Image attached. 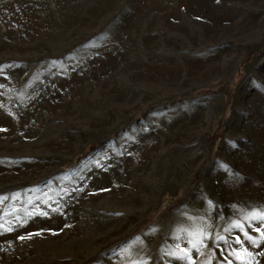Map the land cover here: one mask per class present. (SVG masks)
Here are the masks:
<instances>
[{
  "label": "rangeland",
  "instance_id": "1",
  "mask_svg": "<svg viewBox=\"0 0 264 264\" xmlns=\"http://www.w3.org/2000/svg\"><path fill=\"white\" fill-rule=\"evenodd\" d=\"M262 211L264 0H0V264H264Z\"/></svg>",
  "mask_w": 264,
  "mask_h": 264
},
{
  "label": "snow or ice",
  "instance_id": "2",
  "mask_svg": "<svg viewBox=\"0 0 264 264\" xmlns=\"http://www.w3.org/2000/svg\"><path fill=\"white\" fill-rule=\"evenodd\" d=\"M252 219H256L259 220L261 223H264V211L258 213V214H254L252 216ZM236 227H240L239 224L236 225ZM257 231H259V228H257ZM261 235H264V233H261ZM204 241V236L201 235L200 239H199V243H203ZM195 246V245H194ZM179 259H190V257H188L187 253H185V255L183 257H178ZM140 264H146V262H140Z\"/></svg>",
  "mask_w": 264,
  "mask_h": 264
}]
</instances>
